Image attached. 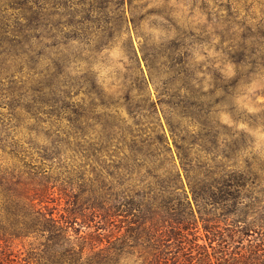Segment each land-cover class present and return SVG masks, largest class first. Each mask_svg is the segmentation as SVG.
I'll return each instance as SVG.
<instances>
[{"label": "rangeland", "instance_id": "rangeland-1", "mask_svg": "<svg viewBox=\"0 0 264 264\" xmlns=\"http://www.w3.org/2000/svg\"><path fill=\"white\" fill-rule=\"evenodd\" d=\"M43 1L46 0H0V66L6 55L9 59L7 70L0 73V238L11 240L7 260H0V264H51L56 258L48 257V235L31 232L24 236L13 228L28 215L24 200L17 195L19 185L47 182L54 187V199L59 197L56 188L60 186L73 191L76 197H86L88 180L107 171L109 157L89 154L83 146L96 139L95 133L85 132L83 137L77 129L81 126L73 122L72 111L76 108L70 105L80 104L84 95H72L62 102L57 98L59 86L52 91L49 85L56 83L60 73L71 79L94 73L98 83L115 99L119 89L116 73L122 75L130 63L127 41L132 43L153 102H157L155 87L162 89L173 78L179 79L175 87L182 90V95L193 89L209 98L215 107L214 126L219 132L215 162L230 153L237 172H247L250 165L257 175L260 170L264 172V0H149L145 9L136 14L145 18L140 19L137 33L128 22L127 30L122 26L118 36L102 44L95 43L96 35L92 37L91 29L87 32L85 25L74 29L61 18L48 19L49 23L33 20V13L44 12ZM123 10L129 17L127 0ZM97 27H93L94 32ZM95 47L100 49L95 56L86 51ZM62 53L68 54V63ZM88 56L95 63L87 70V64L79 60ZM146 61L152 63V69L148 70ZM183 101L186 103V99ZM113 103L121 104L114 113L131 124L124 101ZM156 110L169 156L183 181L186 202L197 219V208L176 152L181 141L168 130L166 108L157 103ZM104 111L101 106L94 110ZM173 121L180 137H196L197 129L189 126L188 120L173 116ZM211 158L207 156L206 161L210 165ZM246 181L248 195L254 181L251 176ZM257 189H264V185L258 184ZM260 200L264 204V196ZM50 207L57 215L66 205L55 201ZM197 226L198 245L208 247L201 223ZM74 237L70 232L69 238ZM255 239L256 235L249 237L252 242L244 241L241 247L246 252L249 246L258 245V253L264 258V238ZM186 242L183 247L191 249V263L199 264L196 248ZM212 246L216 247V242ZM0 247L4 248L3 242ZM181 247L178 240L170 241L167 264H190L188 255L182 256ZM208 251L212 252L210 248ZM121 264H142V259L135 252L125 256Z\"/></svg>", "mask_w": 264, "mask_h": 264}, {"label": "trees", "instance_id": "trees-1", "mask_svg": "<svg viewBox=\"0 0 264 264\" xmlns=\"http://www.w3.org/2000/svg\"><path fill=\"white\" fill-rule=\"evenodd\" d=\"M127 1L129 17L123 10L124 0H46L42 7L45 13L35 12L31 18L46 20V23L61 18L74 29L85 25L87 32L91 29L92 37L96 35L95 43L102 44L118 36L120 28L128 26V22L136 33L140 30L139 21L145 18H138L136 14L145 9L149 0ZM45 5L49 10H45ZM95 26L101 30L94 32ZM63 45L67 48L68 44ZM98 50L95 47L86 51L95 56ZM126 52L130 54V63L122 75L116 73L119 89L115 99L110 90L98 83L94 73L76 79L60 73L56 83L49 85L52 91L57 90L55 85L59 86L57 98L62 102L70 100L72 95H84L80 104L70 105L76 108L72 111L73 122L81 126L77 129L83 137L85 132L95 133L96 139H90L83 146L89 154L109 157L107 171L94 174L95 180H88L86 197H76L73 191L60 186L56 188L59 197L54 199V187L47 182L19 185L17 195L24 200L28 217H22V222L13 228L24 236L31 232L48 235V257H56L51 264H121L125 256L135 252L142 264H167L171 240H178L179 246L182 245L179 250L182 256L188 255L190 264L193 258L191 249L183 247L186 241L196 248L199 264H264L258 245L249 246L246 252L241 247L254 235L256 241L264 238V204L260 200L264 189H257L258 184L264 185V172L259 169L260 175H257L253 165L247 172H237L230 153L215 162L219 132L214 126L215 107L210 105L209 98L193 89L185 90L182 95V90L175 87L179 79L173 78L168 86L155 87L157 102H153L130 41ZM7 56L2 59L0 73L8 68ZM61 57L67 63L70 60L67 53ZM144 60L147 59L144 57ZM79 63L87 64L88 70L95 59L88 56ZM146 67L152 69V63ZM151 78L152 73L150 81ZM116 100L124 101L131 124L114 113L121 106L113 103ZM157 103L167 110L165 122L171 136L181 141L176 145V152L197 208V219L186 202L183 181L174 168L173 157L169 156L170 149L156 117ZM98 106L105 111L95 113ZM173 116L188 120L189 126L197 129L196 137H180ZM209 155L212 165L206 162ZM248 176L252 177L254 186L246 195ZM55 201H64L66 205L57 215L54 207H50ZM198 222L208 247L197 243ZM70 232L74 239L69 238ZM4 237L0 238L4 247H0L2 261L7 260L11 248V240Z\"/></svg>", "mask_w": 264, "mask_h": 264}]
</instances>
